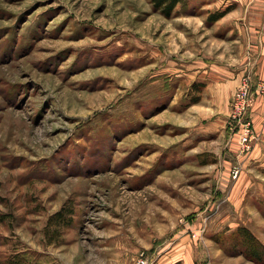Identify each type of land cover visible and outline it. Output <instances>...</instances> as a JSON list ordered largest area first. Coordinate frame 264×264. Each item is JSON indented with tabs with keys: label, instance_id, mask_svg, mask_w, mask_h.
I'll return each mask as SVG.
<instances>
[{
	"label": "rangeland",
	"instance_id": "374dc122",
	"mask_svg": "<svg viewBox=\"0 0 264 264\" xmlns=\"http://www.w3.org/2000/svg\"><path fill=\"white\" fill-rule=\"evenodd\" d=\"M230 7L0 0V264H264L227 238L264 245V147L236 184L251 155L194 106Z\"/></svg>",
	"mask_w": 264,
	"mask_h": 264
},
{
	"label": "crops",
	"instance_id": "0c3cea01",
	"mask_svg": "<svg viewBox=\"0 0 264 264\" xmlns=\"http://www.w3.org/2000/svg\"><path fill=\"white\" fill-rule=\"evenodd\" d=\"M222 1L233 5V8L216 22L235 27L238 34L236 45L231 49L229 62L225 67L212 63L205 65L203 73L209 82L202 94L200 93L199 103L194 106L199 107L200 113L216 116V125L219 128H228L229 104L238 87L240 76L247 74L251 77L253 97L249 118L258 143L251 158L247 160L248 164L244 161L242 173L237 178L236 184L243 185L246 181L244 171L247 165L251 159H259L264 147V92L258 91V87L264 84V0ZM226 147L230 153L232 149H237V138L231 140Z\"/></svg>",
	"mask_w": 264,
	"mask_h": 264
},
{
	"label": "built area",
	"instance_id": "2783aa9c",
	"mask_svg": "<svg viewBox=\"0 0 264 264\" xmlns=\"http://www.w3.org/2000/svg\"><path fill=\"white\" fill-rule=\"evenodd\" d=\"M258 91L260 93L264 92V84L258 87ZM252 95L253 86L251 77L249 75L244 76L229 104L228 128L231 135L237 138L238 157L243 156L244 159H247L248 156L252 154L258 143V138L248 115L251 107ZM241 170L242 165L237 164L233 166L231 171L232 178L236 179ZM136 264H151V262L148 257L141 254Z\"/></svg>",
	"mask_w": 264,
	"mask_h": 264
},
{
	"label": "trees",
	"instance_id": "16d2710c",
	"mask_svg": "<svg viewBox=\"0 0 264 264\" xmlns=\"http://www.w3.org/2000/svg\"><path fill=\"white\" fill-rule=\"evenodd\" d=\"M157 8L161 9L162 12L169 16L175 7L183 0H154ZM227 8L224 11L214 12L208 17L210 23H215L221 19L226 13L230 11ZM59 214H57L58 216ZM228 240L233 244V248L240 249L241 253L249 260L256 263H264V245H262L245 227H239L236 231L227 237ZM8 264H32L26 262L20 256L15 257L14 261H10ZM179 264V263H177Z\"/></svg>",
	"mask_w": 264,
	"mask_h": 264
}]
</instances>
